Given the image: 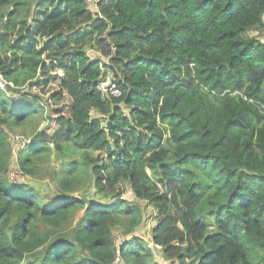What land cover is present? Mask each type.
<instances>
[{"label":"trees","instance_id":"16d2710c","mask_svg":"<svg viewBox=\"0 0 264 264\" xmlns=\"http://www.w3.org/2000/svg\"><path fill=\"white\" fill-rule=\"evenodd\" d=\"M262 27L264 0H0V264H264ZM52 153L69 156L50 197L10 180ZM135 200L152 246L114 241Z\"/></svg>","mask_w":264,"mask_h":264},{"label":"rangeland","instance_id":"374dc122","mask_svg":"<svg viewBox=\"0 0 264 264\" xmlns=\"http://www.w3.org/2000/svg\"><path fill=\"white\" fill-rule=\"evenodd\" d=\"M89 8L92 11H94V6L92 3H89ZM61 23H59L58 25H60ZM58 25H56V26L53 25V28L48 30L46 33L44 32L42 34V36H43L42 42L46 41V40L48 41L51 39L53 40V32L51 30L54 29L55 27H57ZM61 26H65V24L62 23L60 25V27ZM49 31L52 35L49 34ZM251 35L254 36L255 38L261 40V42L264 43V27H262V29L259 28V29L254 30L251 33ZM87 55L90 57V59H94V60L98 59L101 61V63H107V59L104 58L100 54V52H98L96 50L87 51ZM36 123H37V120H34L31 124H27L26 126L18 129L16 131V135L10 136V143H11V147L13 150L14 158H15V155L20 150L27 148L29 141H30V139H29L30 135L32 134V132L34 130ZM68 156L69 155H66V156H63L64 158H61L60 155H56L55 153H52L50 155V157L44 161L43 165L40 167L38 174L35 177L18 178L16 180V182L27 185L29 188L34 189L38 194L46 195V198H48L57 189V181L56 180L58 179V175H59L58 173L60 172V169H61L62 165L64 164V162H66L68 160ZM73 156L77 160L79 159V156H77V155H73ZM15 168H16V166L14 164H12L10 166L9 171H11ZM85 184H86V187H85L86 192L85 193L87 194L88 199L97 200V198L93 195L92 189L89 187L90 183L88 182V180H86ZM124 189H125V191H124L125 193L122 195V198L129 200V201H133L134 198H133V195L131 194V192L128 190V188H126V186ZM74 195L76 197H78L79 193H76ZM102 201H104V200H102ZM99 202H100V200H98V203ZM135 203H137L142 209V214H143L142 223L136 227L135 231L131 235H124L123 234L124 232L122 230L114 229V231H113L114 241L116 244H118L120 241L122 242L123 239H129L131 236H136V237L142 238L144 241L148 242V246H152L151 241H150V234H151V230L155 224L154 211L151 207H149L143 201H136L135 200ZM155 256H156L157 261L160 264H170L171 263L169 261H164L162 259L161 254L157 253L156 251H155ZM117 264H120V262L117 261Z\"/></svg>","mask_w":264,"mask_h":264},{"label":"built area","instance_id":"2783aa9c","mask_svg":"<svg viewBox=\"0 0 264 264\" xmlns=\"http://www.w3.org/2000/svg\"><path fill=\"white\" fill-rule=\"evenodd\" d=\"M99 67L101 76L96 84L97 92L104 100L108 97L119 98L121 95L120 90L118 89L110 69L107 67V63L100 62ZM6 87V83L0 78V88L5 89ZM9 178L12 182L17 183L16 180L20 178V174L18 172H11Z\"/></svg>","mask_w":264,"mask_h":264},{"label":"water","instance_id":"95a60500","mask_svg":"<svg viewBox=\"0 0 264 264\" xmlns=\"http://www.w3.org/2000/svg\"><path fill=\"white\" fill-rule=\"evenodd\" d=\"M9 89H10V88L7 86V87H6V90L8 91Z\"/></svg>","mask_w":264,"mask_h":264}]
</instances>
